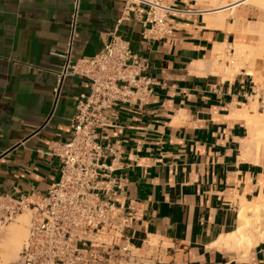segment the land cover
Listing matches in <instances>:
<instances>
[{"label": "crops", "instance_id": "0c3cea01", "mask_svg": "<svg viewBox=\"0 0 264 264\" xmlns=\"http://www.w3.org/2000/svg\"><path fill=\"white\" fill-rule=\"evenodd\" d=\"M162 1L181 12L167 16L168 38L149 40L146 15H124V0H0V193L31 211L59 181L51 151L70 140L76 102L90 93L75 74L56 94L59 75L68 56L73 64L98 54L117 30L147 60L151 82L145 101L119 104L97 128L113 166L104 172L122 187L115 201L132 217L125 237L157 264H264L259 224L250 250L219 244L244 208L264 207V152L247 145L248 117L264 113V58L227 78L210 64L220 46L227 57L235 45L257 47L246 29L262 26L264 12L225 0L229 16L218 24L202 5L210 0Z\"/></svg>", "mask_w": 264, "mask_h": 264}, {"label": "built area", "instance_id": "2783aa9c", "mask_svg": "<svg viewBox=\"0 0 264 264\" xmlns=\"http://www.w3.org/2000/svg\"><path fill=\"white\" fill-rule=\"evenodd\" d=\"M124 1V15H146L145 23L150 27L144 39L161 40L172 34L167 16L181 11L164 5L162 0ZM77 6L76 3L73 34ZM109 35L98 54L73 64L68 56L59 75L56 94L64 79L75 74L88 79L90 93L76 102L70 140L57 143L51 151L61 163L60 179L31 209L28 239L14 264L158 263V258L134 248L125 237L132 217L126 214L124 204L115 201L117 191L122 189L120 181L104 172L111 173L113 166L103 161L108 148L99 142L97 128L107 125V114L119 104L132 102L135 96L145 101L151 84L142 76L147 60L134 54L117 30ZM25 210L24 199L0 193V228ZM121 240L124 245L118 244Z\"/></svg>", "mask_w": 264, "mask_h": 264}, {"label": "bare ground", "instance_id": "6f19581e", "mask_svg": "<svg viewBox=\"0 0 264 264\" xmlns=\"http://www.w3.org/2000/svg\"><path fill=\"white\" fill-rule=\"evenodd\" d=\"M224 1L225 0H210L209 6L211 10L209 11L211 12H209L210 15H208V21H211V19H213V17L215 16V22L220 24L223 23L225 18L229 16L224 12L225 7L221 8L225 5L223 3ZM232 2L234 4L241 3L245 6H253L254 8H257L264 12V0H233ZM262 22V26L259 25L260 23L256 24L255 22V28L252 27V24H250V26H248L246 29L247 32L257 33L260 36V38H258L260 39V41L257 47L235 45V53H233L231 56L232 58L229 61V70L227 72H225L224 65L228 57L223 52L221 46L218 47L217 50L215 49L216 52L214 60H212L213 62H210V64L212 63V69L214 70V72H221L225 74V77L227 78L239 71L240 62L251 61L250 63L252 64V62L257 61L255 60L257 59V57H260V59L262 57L264 58V23ZM258 25L259 28L256 30V26ZM243 32H245V30ZM220 61H222L221 64L219 63ZM252 66L255 67V65ZM254 104L256 103H253V105ZM255 106H253L254 109L252 108L253 111H256ZM244 119H247V117H245ZM247 122L250 128V138L247 142L249 152L253 151L256 154L264 152V113L258 115L255 112V115L251 119L248 117ZM27 211L29 210H25L22 214L18 215V217L15 219V222L17 221L16 224H13L9 227L7 226L0 228V264H14L18 260L19 254L23 246L25 245L29 235L28 226H30L32 216L30 218L31 212L29 211V213ZM241 218L242 223L240 228L235 233L223 238L219 244L224 246H233L236 248H248L250 250V247L257 243V240L255 238L256 231L254 230L257 227V224H259V231L256 232L259 235L258 239L264 241V207H261L259 205H249L241 211ZM253 230L254 233L252 232Z\"/></svg>", "mask_w": 264, "mask_h": 264}, {"label": "rangeland", "instance_id": "374dc122", "mask_svg": "<svg viewBox=\"0 0 264 264\" xmlns=\"http://www.w3.org/2000/svg\"><path fill=\"white\" fill-rule=\"evenodd\" d=\"M201 2H206L205 0H200ZM236 4H241V3H236ZM236 4H232L231 6H235ZM202 5H205V6H207L208 8H209V10H211L210 9V1H209V3H207V5H206V3H202ZM232 56V55H231ZM232 57H228V59H229V61H230V59H231ZM227 59V60H228ZM220 64L222 63V61H220L219 62ZM243 63H246V62H240V64H239V70H240V68H241V66H243ZM224 68L226 69L227 68V70H229V66H226V65H224ZM31 216H32V214L30 213V218H31ZM17 223V221L15 222V220L13 221V222H11L10 224H8L7 226L9 227V226H12L13 224H16ZM7 226H5V227H7ZM28 230H29V226H28ZM27 239V238H26ZM237 251H239V250H237Z\"/></svg>", "mask_w": 264, "mask_h": 264}]
</instances>
